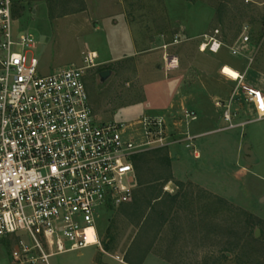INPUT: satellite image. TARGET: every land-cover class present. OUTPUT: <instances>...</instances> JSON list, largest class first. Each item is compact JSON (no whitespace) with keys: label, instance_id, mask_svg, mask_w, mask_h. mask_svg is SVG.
Segmentation results:
<instances>
[{"label":"rangeland","instance_id":"rangeland-1","mask_svg":"<svg viewBox=\"0 0 264 264\" xmlns=\"http://www.w3.org/2000/svg\"><path fill=\"white\" fill-rule=\"evenodd\" d=\"M12 17L17 35H33L29 55L39 59L42 74L84 65L86 54L96 53L85 82L98 123L181 110H167L170 88L172 100L203 90L224 105L236 88L240 95L233 106L235 122L243 125L217 130L228 122L225 106L213 102L199 109L190 124L193 133L210 132L195 141L208 162L195 161L182 145L166 148L173 179L155 184L153 197L158 198L147 205L134 192L131 202L99 206L95 220L104 251L98 246L73 250L54 255L50 264H89L92 259L124 264L126 258L135 264L147 254L172 264H260L241 251L252 245V237L261 238L252 250L257 259L264 256V118L247 111L242 87L233 79L239 71L241 85L264 94V0H12ZM215 30L222 48L201 51L202 36ZM243 31L249 36L241 47L244 55H232L229 47ZM165 56L177 57L178 65L166 69ZM102 71L110 72L105 79ZM130 136L143 139L139 129ZM246 143L258 162L245 160ZM201 183L227 203L204 193ZM233 242L239 248L227 250ZM10 249V243L0 245V264H14ZM224 253L228 260L222 259Z\"/></svg>","mask_w":264,"mask_h":264},{"label":"built area","instance_id":"built-area-1","mask_svg":"<svg viewBox=\"0 0 264 264\" xmlns=\"http://www.w3.org/2000/svg\"><path fill=\"white\" fill-rule=\"evenodd\" d=\"M217 33L204 34L199 49L217 53L223 46ZM248 41L241 32L229 47L231 54L244 55L241 47ZM33 47L32 34L14 32L12 0H0V245L10 243L14 264H50L54 255L101 247L97 208L132 201L137 186L133 157L182 145L199 158L195 141L210 133L189 131L197 114L185 107L98 123L85 82L96 53H87L84 65L42 74L39 59L29 55ZM164 63L173 69L178 59L165 56ZM243 79L239 71L233 79L242 87L240 99L263 119L264 94L241 85ZM239 96L236 88L226 104L215 101L225 106L228 122L217 130L244 124L235 122L233 103ZM132 129H139L143 139L131 137Z\"/></svg>","mask_w":264,"mask_h":264},{"label":"trees","instance_id":"trees-1","mask_svg":"<svg viewBox=\"0 0 264 264\" xmlns=\"http://www.w3.org/2000/svg\"><path fill=\"white\" fill-rule=\"evenodd\" d=\"M133 163H134V167L136 171V179H137V188L135 190V195L141 194L140 196L143 197V201L147 205L151 204L152 203L151 201L156 200L159 196L157 195L153 197V195H155L154 191L156 189L155 184L158 183V181H163V183H166L168 181H172L173 179L172 170H171V160L169 158L168 151L166 148H158V149H153L139 153L133 157ZM177 186H184V184L179 182ZM146 190L150 195H147L145 193ZM202 191L208 194L209 196L215 198L219 203H227V201L222 197H217L216 195L211 194L208 191L207 193L206 190L204 189H202ZM172 200L174 202L176 200V196L172 197ZM134 206H136V204ZM165 220L166 218L163 219V221ZM251 243L252 245L245 252L244 251L241 252L251 256L252 260L256 261V263L264 264V256L262 257V259L259 260L257 259V256H255V253H253L254 250H252L253 246L254 248H257V246L261 245L262 243L261 238L252 237ZM239 246H240L239 242L236 243L235 246L233 242L229 244V246H227L226 249L232 251L234 248L237 247L239 248ZM240 248H241L240 250L243 249L242 246ZM221 257L223 260H228V256L226 253H224ZM126 261L128 263L134 264L130 259L126 258ZM135 264H140V261L136 262Z\"/></svg>","mask_w":264,"mask_h":264},{"label":"crops","instance_id":"crops-1","mask_svg":"<svg viewBox=\"0 0 264 264\" xmlns=\"http://www.w3.org/2000/svg\"><path fill=\"white\" fill-rule=\"evenodd\" d=\"M167 86H169V85H167ZM162 90H164V89H162ZM167 92H169L170 93V96H172V93H171V88L169 89V90H166ZM165 92V91H164ZM168 97V104H167V110H169V109H171V108H173L174 110L175 109H177V108H181V107H185V108H188V109H191V110H194L195 112H196V114H197V111L200 109V110H202V109H206V107L207 106H209L210 104H211V102H213V104L215 105V99L214 98H212L210 95L208 96H206V95H204V91L203 90H201V91H198V90H196V91H194L193 93H192V96L190 95V94H184V95H180L179 96V98L178 99H176V100H172V98H173V96L172 97ZM218 98V97H217ZM171 100V101H170ZM216 106V105H215ZM171 111V110H170ZM169 111V112H170ZM176 111H179V110H176ZM171 112H174V111H171ZM198 119V116H197V118H196V120ZM196 120H194V121H196ZM192 123V122H191ZM191 123H189V125H188V129H189V131L191 132V130H190V124ZM204 132V131H203ZM203 132H198V131H196V132H191V133H193V134H199V133H203ZM200 152V156H201V158L199 159V158H195V161H198V160H201V159H203V161L201 162V163H203V162H206L207 161V157L205 158V156L207 155V154H205V153H202L201 151H199ZM204 157V158H203ZM196 159H198V160H196ZM183 161L184 160H179V164L180 165H182L183 166ZM186 162V161H185ZM208 162V161H207ZM186 168H187V165L185 166ZM191 181H192V179L191 178H189ZM198 184V183H197ZM200 185V184H199ZM200 187H203L204 189H206L208 192H210V193H212V194H214V195H218V193H216L215 191H213L212 189H211V187L210 186H205V185H203L202 183H201V185H200ZM222 197V196H221ZM224 198V197H223ZM118 260V259H117ZM119 261V260H118ZM120 262V261H119ZM121 262H123V261H121ZM89 264H98V262L96 261L95 262V260H91V262L89 263ZM99 264H110V263H108V262H104V261H101L100 260V262H99ZM124 264H131V263H128L126 260H125V262H124ZM140 264H172L171 262H169L168 260H165V259H163V258H157V257H155V256H153V255H144L143 256V259H141V262H140Z\"/></svg>","mask_w":264,"mask_h":264},{"label":"water","instance_id":"water-1","mask_svg":"<svg viewBox=\"0 0 264 264\" xmlns=\"http://www.w3.org/2000/svg\"><path fill=\"white\" fill-rule=\"evenodd\" d=\"M109 71H102L100 73V77L102 79H105L108 75H109ZM243 154H244V158L245 160L250 163V164H253L255 162H258V159L257 157L255 156L253 150L251 149V145L249 143H246L244 146H243ZM259 235V230H256V233H255V236H258Z\"/></svg>","mask_w":264,"mask_h":264}]
</instances>
